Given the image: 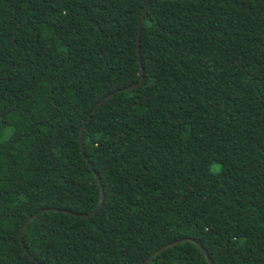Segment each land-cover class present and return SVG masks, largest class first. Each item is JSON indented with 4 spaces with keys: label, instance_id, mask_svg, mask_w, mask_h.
Segmentation results:
<instances>
[{
    "label": "trees",
    "instance_id": "1",
    "mask_svg": "<svg viewBox=\"0 0 264 264\" xmlns=\"http://www.w3.org/2000/svg\"><path fill=\"white\" fill-rule=\"evenodd\" d=\"M168 244L264 264V0H0V264Z\"/></svg>",
    "mask_w": 264,
    "mask_h": 264
},
{
    "label": "water",
    "instance_id": "2",
    "mask_svg": "<svg viewBox=\"0 0 264 264\" xmlns=\"http://www.w3.org/2000/svg\"><path fill=\"white\" fill-rule=\"evenodd\" d=\"M145 13H146V11L144 12V14H143V16H142V19H141V22H140V26H139V31L141 30L142 22H143V19H144ZM138 45H139V35L137 36V47H138ZM138 50H139V49H138ZM141 80H142V79H141ZM134 87H135V86H134ZM132 88H133V87H132ZM129 89H130V88H129ZM102 103H103V101L99 102L98 105H97V107L100 106ZM94 110H96V108H95ZM82 132H83V127L81 128L80 133H79V142H80L81 150H82ZM88 165H89V167L91 168V165H90V164H88ZM92 172H93L94 176L98 179L97 174H96L94 171H92ZM102 201H103V191H101V202H102ZM101 205H102V203H101ZM101 205H100V206H101ZM81 216H82V217H85V215H81ZM34 218H35V216L29 218V219L23 224V226L21 227V231H20V236H19V238H20V244H21L22 246H23V241H22L23 231H24L25 227L27 226V224H28L32 219H34ZM179 242H180V241H177L176 243H179ZM172 245H173V244H168V245H166V246L160 248L159 250L153 252V253L151 254V256H150V257H149V258H148L143 264H146V263L149 261V259L152 258L154 255H156L157 253H159L160 251H162V250H164V249H166V248L171 247ZM202 252L205 254V256H206L208 262L210 263V260H209V258H208V256H207L206 252L203 251V250H202Z\"/></svg>",
    "mask_w": 264,
    "mask_h": 264
},
{
    "label": "rangeland",
    "instance_id": "3",
    "mask_svg": "<svg viewBox=\"0 0 264 264\" xmlns=\"http://www.w3.org/2000/svg\"><path fill=\"white\" fill-rule=\"evenodd\" d=\"M218 168H219L218 165H215V164H214V165L212 166V170H213V171H216Z\"/></svg>",
    "mask_w": 264,
    "mask_h": 264
}]
</instances>
